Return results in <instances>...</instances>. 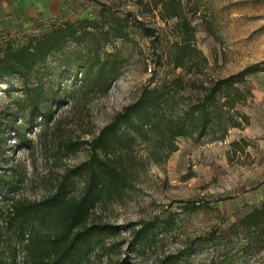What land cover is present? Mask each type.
Here are the masks:
<instances>
[{"label":"rangeland","instance_id":"1","mask_svg":"<svg viewBox=\"0 0 264 264\" xmlns=\"http://www.w3.org/2000/svg\"><path fill=\"white\" fill-rule=\"evenodd\" d=\"M15 1L0 0V50L64 21L98 22L96 41L70 43L63 54L48 57L45 87L56 82L65 55L76 53L89 60L98 52L115 63L117 75L105 90L70 93L73 83L63 75L60 84L73 95L52 108L48 122L38 115L29 122L24 113L16 118L28 147L12 131L0 135V212L12 198L39 200L52 193L64 173L88 158L83 142L143 88L164 92L166 84L170 96L162 108L174 116L212 81L264 63V0H61L55 14L5 21L12 11L4 10ZM181 43L196 51L174 66ZM36 80L34 74L31 82ZM238 86L251 95L245 93V100L222 117L225 131L217 124L198 140L178 137L174 151L154 131L127 150H115L117 185L95 205L88 223L116 229L103 238L105 248L91 254L90 264L124 258L130 264H158L167 255L181 264H264V221L248 229L237 225L264 202V72ZM17 94H23L17 76L0 83V116ZM230 114L239 126H230ZM71 178V194L77 196L83 180ZM148 221L154 224L148 242L131 246L133 230ZM11 234L0 219V264H23L25 242Z\"/></svg>","mask_w":264,"mask_h":264},{"label":"trees","instance_id":"2","mask_svg":"<svg viewBox=\"0 0 264 264\" xmlns=\"http://www.w3.org/2000/svg\"><path fill=\"white\" fill-rule=\"evenodd\" d=\"M97 24V21L87 17L64 21L38 35L28 36L17 46L7 44L0 50V83L7 84L13 76H17L23 90V94L10 96L7 113L0 116V135L12 131L18 141L28 147L24 133L20 134V126L15 125L16 118L24 113L29 122L37 115L48 122L52 108L62 104L64 97L73 95L66 94L65 84H60L63 75L69 83H73L69 93L79 88L87 91L107 89L117 75V67L107 57L101 58L98 52L89 60L77 53L74 57L65 55L61 61L64 69L60 70L56 82H51L48 87L42 83V78L48 73V57L63 54L70 43L83 45L87 41H96ZM143 29L150 31L146 27ZM178 49L174 66L183 65L187 53L196 51L186 43L178 44ZM260 72H264L263 62L248 65L237 73L212 81L195 102H190L174 116L169 115L165 107L164 111L162 108L163 102L165 105L170 96L166 84L164 92L158 88H143L133 102L116 112L95 136L83 142L88 149V158L70 169L69 173H64L52 193L39 200L12 198L5 210L0 212V219L11 235L25 242L23 264H90L91 254L98 247L104 249L103 238L113 235L116 229L109 224L88 223L95 205L117 185L119 170L115 164V150H127L137 138L154 131H159V135L169 144L168 151L176 149L175 139L178 137L198 140L217 124L225 131L222 117L245 100V93L251 95L249 89L243 90L238 85ZM34 74L37 79L35 83L31 82ZM77 74L81 78H77ZM5 91L11 95L10 90ZM240 115L248 121L245 114ZM227 119L232 127L240 125L231 114ZM238 144V140L230 143L234 149ZM72 176L83 180L77 196L71 194L74 184ZM3 189V183H0V191ZM263 221L264 202L241 217L237 225L248 229L258 227ZM153 230L152 221L143 223L133 230L130 245L146 244ZM114 247L112 244L109 249ZM113 264L130 262L124 258ZM158 264L181 263L177 257L167 255Z\"/></svg>","mask_w":264,"mask_h":264},{"label":"crops","instance_id":"3","mask_svg":"<svg viewBox=\"0 0 264 264\" xmlns=\"http://www.w3.org/2000/svg\"><path fill=\"white\" fill-rule=\"evenodd\" d=\"M60 1L61 0H16L13 5L8 6L4 10L6 13L12 11V15L6 17L5 21L7 18H16L17 15L22 19L26 18L27 20H33L39 17L41 13L44 15L55 14L58 7H60Z\"/></svg>","mask_w":264,"mask_h":264}]
</instances>
